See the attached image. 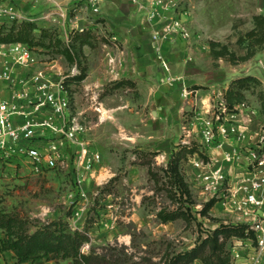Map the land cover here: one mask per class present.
<instances>
[{"label":"rangeland","instance_id":"374dc122","mask_svg":"<svg viewBox=\"0 0 264 264\" xmlns=\"http://www.w3.org/2000/svg\"><path fill=\"white\" fill-rule=\"evenodd\" d=\"M194 1V10L202 21L205 35L217 40L231 30L230 35L219 41L229 44L238 54H243L245 50L237 44L236 33L253 27V15L264 14V0ZM181 3L191 11L187 24L193 36L191 2L181 0ZM83 5L85 3L80 0H0V25H10L12 20H25L35 22L38 26L34 32L36 44L31 48L37 61L33 65L18 64V52L15 49L18 42L2 43L0 69L9 65L16 77L28 79L38 67H54L68 73L78 65V69H86V76L93 71L92 76L95 78L104 70L106 63H113L111 55H142L134 45L135 49H132L130 45H123L111 38L112 32L101 24L97 25L101 18L89 12L83 13L86 20L92 21L84 27L88 33L79 37L75 29L80 28L71 29L70 23L77 8ZM55 8H61L59 13H56ZM140 15L144 17V14ZM141 22L151 37L152 26L144 18ZM43 29H47V34H43ZM201 41V52H204L206 44L210 47V39L202 38ZM165 43L174 42L165 40L158 48L152 42L151 51L143 55H170L164 48ZM66 49L73 52L74 61L67 58ZM208 55H211L210 49ZM156 59L154 63L158 65L159 59ZM166 60L170 65V60ZM226 61L220 59L221 71L234 76L232 79L247 74L261 79V84L252 82V87L245 90L246 106L241 107V110L238 108L236 112L247 110L249 113L243 112L242 118L252 117L260 122L264 131V113L259 96L264 91V48L247 61ZM213 64L218 65L216 61ZM180 78L171 76L166 81L154 78L156 81L153 85L156 88L149 92L140 85L131 84L130 80L109 81L97 93V100L102 102L105 96L113 94L114 99L109 103L117 110L112 114L106 108L98 109L96 99H91L87 110L82 112L87 107L85 82L69 83L72 115L78 116L86 129L81 136L88 141L91 152L100 155V160L94 162L86 173H79L72 164L66 169L45 168L40 173L28 171L29 165L20 154L14 155L13 161H8L13 164L9 166L11 169L6 170L7 164L0 161V168L6 171L5 175L0 173V179L3 178L0 183V238L10 237L15 241L17 235L26 231L32 233L56 221L57 224L52 225L53 229L59 228L66 233L78 232L87 237L81 243L80 251L91 255L77 263L71 257L44 255L20 264H165L166 258L172 253L192 249L202 236L205 237L208 231L218 227L221 222L232 223L236 219V211H232L229 204V188L243 175V169L237 165L236 170L230 163L234 173L229 174V159L226 158L229 151L225 149L216 158L210 156L207 148L212 146L221 149L223 144L229 146L231 137L222 138L213 145L200 142V117L211 116L217 110V104L221 98L224 99L228 87L221 93L223 84L219 82L203 86L188 84ZM179 80L182 83L178 85ZM11 86V83L0 77V96L7 95ZM200 88L201 92L211 95L212 104L205 110L201 108L203 101L197 92ZM175 92L180 93L183 103L168 95ZM242 118L236 122L244 125L246 121ZM185 130H190L193 138L191 145L198 151L188 154V158L180 164L191 190V197L183 207H189L196 218L187 221L180 217L163 222L158 212L163 208L173 210L183 202L168 193L167 186L163 184L165 176L161 168L166 166L172 151L183 144ZM257 142H252L250 148H258L255 146ZM260 144L264 145V142ZM258 149L264 151V147ZM68 152L70 159H73L74 149L68 147ZM195 159L209 164L205 166L206 170L210 167L212 170L220 168L222 176L206 178L203 169L195 166ZM149 163L162 176L159 183L151 177ZM253 167L254 164L250 162V168ZM209 183L212 184L211 188H207ZM213 197L217 202L209 211L211 217H207L201 210ZM257 212L258 209L255 210ZM259 214L264 215V207L259 209ZM0 246L6 263L18 264L11 242L0 240ZM195 264L203 262L196 260Z\"/></svg>","mask_w":264,"mask_h":264},{"label":"built area","instance_id":"2783aa9c","mask_svg":"<svg viewBox=\"0 0 264 264\" xmlns=\"http://www.w3.org/2000/svg\"><path fill=\"white\" fill-rule=\"evenodd\" d=\"M131 1L139 12L144 14L142 19L152 26L151 38L155 48L165 40L175 42L192 37L187 24L191 11L181 0ZM82 2L94 15L101 12L103 0ZM15 49L18 52V64L33 65L37 61L29 45L18 42ZM158 59L162 66L169 70L165 56L158 55ZM79 73L77 66L68 73L54 67H38L33 75L26 79L16 77L9 65L0 69V77L13 85L9 94L0 96V152L3 156L13 158L14 155L20 154L35 173H40L45 168L66 169L71 164L79 173H86L94 162L100 160V155L91 152L88 141L81 136L86 130L84 125L78 116L72 115L71 112L72 95L66 81ZM91 97L96 100L99 98L97 93H92ZM97 105L98 109H101V102L98 100ZM238 106L241 110L246 106V102ZM217 110L211 116L200 117L201 142L213 145L222 138L245 139L246 126L231 117L235 112L227 110L224 99L217 104ZM192 140L190 130H185L182 142L191 145ZM262 141L264 142V137L260 138L255 146L264 147L260 144ZM68 147L74 149L73 159H70ZM249 148L246 154L254 167L251 169L249 162L240 179L229 188V204L232 211H236V219L232 220V223L247 224L245 236L231 238V264H264V215L259 214V209L264 207V151ZM241 154L240 150L235 149L229 152L226 158L233 164L239 160ZM194 164L198 169H203L208 179L222 176L220 168L212 170L210 167L206 170L205 166L209 164H205L203 160L195 159ZM213 182L212 179L211 183ZM211 187L212 184L209 183L207 188ZM251 232H254V235Z\"/></svg>","mask_w":264,"mask_h":264},{"label":"trees","instance_id":"16d2710c","mask_svg":"<svg viewBox=\"0 0 264 264\" xmlns=\"http://www.w3.org/2000/svg\"><path fill=\"white\" fill-rule=\"evenodd\" d=\"M253 24L250 30L236 33L237 44L245 50L243 54H238L227 43L210 39V52L213 58H225L231 63H240L254 57L260 49L264 48V14H254ZM37 28L38 26L35 22L25 20H12L10 25H0V44L22 42L34 48L36 44L34 32ZM75 30L79 32V37L88 33V29L84 28ZM44 32L47 34V29H43V34ZM65 55L69 60H75L73 52L70 49L65 50ZM79 70V74L67 79L66 82L68 84L71 81L79 83L86 77V69ZM252 82L257 84L262 83L259 77L252 74L239 76L230 81L224 93V100L228 111L236 112L238 110L236 106L245 102V90L252 87ZM259 96L264 113V91H261ZM197 151L193 145L183 143L177 150L172 151L166 166L161 168L165 176L163 184L167 186L168 193L173 197L175 196V199L183 200L173 210L163 208L158 212V216L163 222L173 221L180 217L187 221L196 218L190 212L189 207H183L186 200L191 197V190L188 182L185 180L180 164L183 159L188 158V154L191 155ZM149 173L156 183L162 180L159 171L151 163H149ZM216 202V198H211L204 204L201 213L207 217H211L209 211ZM54 224H57L56 221L40 227L32 233L26 231L24 234L17 235L15 241L10 237L7 239L0 238V240L11 242L14 254L18 258V264L44 255L63 258L71 257L75 263L91 256L80 251V245L87 237L82 236L78 232L66 233L59 228L53 229L52 225ZM246 228L247 224L245 223L233 224L231 222H221L218 227L208 231L205 237L202 236L192 249L172 253L166 258L165 264H195L196 260L202 261L203 264H231V238L233 236H245ZM251 234L254 235V232H251Z\"/></svg>","mask_w":264,"mask_h":264},{"label":"crops","instance_id":"0c3cea01","mask_svg":"<svg viewBox=\"0 0 264 264\" xmlns=\"http://www.w3.org/2000/svg\"><path fill=\"white\" fill-rule=\"evenodd\" d=\"M85 1V0H82ZM193 9V18H192V27L194 35L190 40H181L173 44H164V48L167 49L170 55H165L166 58L170 60L169 70H166L162 64L157 62L158 65L154 63V58H157V55H143L152 49V42L149 32L141 22V13L139 12L136 5L130 3L128 0H104L101 5V12L98 15H94L88 8L79 7L76 10V15L74 18H71V29L80 28L83 29L87 27V24H90L92 21L86 20L83 16V13L89 12L94 17H100L101 21L97 25H103V27L110 32H112L111 38L118 40L119 43L123 45H130L132 49H137L142 55H125L124 57L111 55L110 60L113 62L111 65H105L104 70L100 71L98 77L93 78L92 72L87 75L84 80V94H85V107L82 112L86 111L89 107V103L92 101L91 94L99 93L102 90V87L107 84L109 81H114L118 79L130 80L131 84L140 85L141 88L147 92L155 89L154 78H161L162 80H168L169 77H182L188 84H197V85H215L216 82L223 84V89L221 88V93H224L225 89L228 87L229 82L234 76H229L225 72L221 71L222 66L219 64L220 59L223 62H227L224 58L214 59L212 55L209 54L210 47L206 44L204 48L205 51L201 52V47H203L202 38L211 39L205 35L202 21L196 15L195 1L189 0ZM57 9V8H55ZM58 8L56 13H59ZM259 11V10H258ZM58 16H56L57 18ZM231 34V30L225 34L222 38H217V40H224L226 36ZM216 39V38H215ZM135 48H133L134 46ZM201 52V53H200ZM206 55H203V54ZM175 54V55H173ZM156 59V60H157ZM124 60V61H122ZM216 61L218 65L213 64ZM169 71V72H167ZM155 75V76H154ZM154 79V81H153ZM182 82L179 80L178 85ZM224 90V91H223ZM10 89L7 91V94L10 93ZM158 91V90H157ZM198 94L201 95V100L203 101V106L201 107L205 110L207 107L211 106V95H208L205 92H201V88L197 89ZM174 98L180 100V104L183 103L180 99V93L175 92L168 94ZM222 95V94H221ZM114 95L105 96L101 102V107L106 108L108 112L115 113L116 107L111 106L109 101L114 99ZM113 97V98H112ZM222 97V96H220ZM168 99V98H167ZM222 99V98H221ZM244 113H249L247 110L243 111ZM236 112L231 114V117L234 120L240 121L244 113ZM250 117V115H249ZM245 122V132L246 138L238 140L236 137L229 138V146L223 144L221 149L213 148L209 146L210 156L218 158L219 155L226 149L229 152L238 149L242 152L240 159L234 161L232 168H235L237 165L244 169L248 164V155L247 149L251 147V143L258 141L260 138L264 137V131L260 122L254 120L252 117L242 118ZM201 137V134H200ZM201 142V141H200ZM223 154V153H222ZM247 159V161H246ZM0 161H4L5 169H11L9 166L13 165L8 161H13V158H7L3 156L0 152ZM25 162H27L25 160ZM235 163V164H234ZM28 171L31 166L28 164ZM23 167H25L23 165ZM237 170V167H236ZM0 173L5 175L6 171L0 168ZM229 173L233 174L229 162ZM3 179V178H2ZM0 179V183L2 181ZM0 264H7L4 256L0 252Z\"/></svg>","mask_w":264,"mask_h":264}]
</instances>
